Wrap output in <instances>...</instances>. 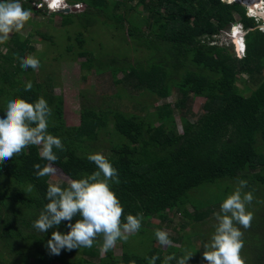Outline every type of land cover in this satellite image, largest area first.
<instances>
[{"label":"trees","instance_id":"16d2710c","mask_svg":"<svg viewBox=\"0 0 264 264\" xmlns=\"http://www.w3.org/2000/svg\"><path fill=\"white\" fill-rule=\"evenodd\" d=\"M135 2V9L143 6L148 14L143 17L147 30L136 23L131 10L119 12ZM21 3L25 9L34 10L33 0ZM73 4H84L86 9L62 15L64 26L77 25L79 29L75 31L77 42L65 52H74L68 59L78 62L86 58L82 69H95L98 75L111 71L115 80L123 73L117 84L125 87L116 96L123 99L130 89L148 98L147 108L143 106L146 113L81 105V124L71 126L67 102L55 94V78H49L51 85L40 83L31 77L36 69L21 68L20 58L35 55L36 48L31 39L16 35L0 44V115L10 98L35 103L44 97L52 109L48 132L59 137L64 146L63 150L53 149L58 157L54 166L70 179H80L97 170L87 159L88 154L105 155L118 170L120 183L112 185V190L124 210L122 222L128 214L142 213L141 228L131 237L146 248L142 251L118 240L123 243L122 255L117 257L110 249L103 257L99 250L103 238L98 236L92 248L82 247L87 263L75 258L78 249L49 255L47 240L53 231L66 233L68 222L47 233L33 228L49 202L46 191L51 176L37 178L34 165L43 167L47 161L39 155L41 146L30 145L0 165V264H129L130 260L149 264L153 256L159 257L155 264H165L169 256L175 259L168 264H177L189 253L193 257L188 264H201L203 248H198L195 240L203 237L208 219H215L214 213L235 189L238 179L247 180L245 191L254 194L253 203L248 205L253 214L251 227H241V252L254 260L253 264H260L264 260V20L251 17L247 6L224 0H83ZM36 13L44 14L41 9ZM236 23L246 32V49L241 54L234 43L228 46L223 42ZM105 28L118 31L131 46L126 55L111 57L109 52L98 51V46L105 48L102 44L92 45ZM87 35L97 37L88 39ZM68 39L74 41L71 33ZM138 47H145L150 54L131 57ZM108 57L111 59L106 63ZM37 58L42 67L41 56ZM24 75L32 78L31 91H25L23 80L14 81ZM175 90L180 95L177 108L185 117L183 110L190 102L205 99V113L184 133L177 131L170 104L155 106ZM153 107L155 111H151ZM5 179L7 187L1 185ZM29 185L31 192L27 191ZM174 217L180 220L177 241L182 246H170L167 251L155 247V229L173 227ZM76 219L79 217L72 223ZM154 219L160 225H155ZM189 226L192 234L185 231ZM3 254L10 259L4 260Z\"/></svg>","mask_w":264,"mask_h":264},{"label":"clouds","instance_id":"9594fccd","mask_svg":"<svg viewBox=\"0 0 264 264\" xmlns=\"http://www.w3.org/2000/svg\"><path fill=\"white\" fill-rule=\"evenodd\" d=\"M51 1L49 8L47 7L48 11L61 13V15L68 14V10L78 13L86 9L84 4L74 5L67 0H60L61 4L54 8L52 6L54 0ZM233 3H244L251 17L257 18L258 21L264 20V12L261 9L258 11L244 1ZM253 11L254 16L251 15ZM31 15V10L25 9L21 0H0V44L10 39L11 33L20 32ZM239 30L242 32L244 52L245 30L242 25ZM235 36L236 34L231 32L232 40ZM20 66L23 69L35 70L40 66V61L29 54L20 58ZM32 88L33 84L28 82L25 91H31ZM51 116L52 109L44 97L38 98L35 103L27 102L19 97L8 99L3 115H0V165L11 160L14 155L21 153L30 145L41 146L39 155L47 163L43 167L39 163L35 164V174L37 178L56 176L58 169L54 165L58 157L53 149L63 150L64 146L59 137L48 132ZM87 159L94 163L97 169L90 175L67 180V187H61L60 183L51 181L48 183L46 199L49 202L33 222V228L41 233H47L50 229H58L62 222H68L66 233L59 230L53 231L51 238L47 240L45 248L49 255L59 256L63 250L92 248L98 236L103 238L99 249L103 255L113 249L118 240L127 241L129 235L138 232L141 228L142 213L128 214L124 217L126 222H122L124 210L112 190V185L120 183L118 170L101 152L90 153ZM247 188L248 181L238 179L235 189L223 200L219 211L214 213L216 220L214 233L203 244L202 259L207 264H246L241 256V250L244 247V233L241 227L245 230L251 227L253 214L248 210V205H251L254 200L253 192L245 191ZM27 191H32L31 185L28 186ZM77 216L79 219L72 223ZM154 234L161 246L165 248L172 246V240L169 239L167 231L156 229ZM192 257L190 253L182 256L177 264H188ZM158 258L151 257L149 264H155ZM172 259L175 257H167L165 264ZM129 264H135V261L130 260Z\"/></svg>","mask_w":264,"mask_h":264},{"label":"rangeland","instance_id":"374dc122","mask_svg":"<svg viewBox=\"0 0 264 264\" xmlns=\"http://www.w3.org/2000/svg\"><path fill=\"white\" fill-rule=\"evenodd\" d=\"M69 2L77 3L82 2L83 0H67ZM86 1V0H84ZM123 1V0H120ZM233 1H244L245 3H250V0H233ZM233 1L231 2L233 4ZM50 3H52L51 0H33V7L34 10H31V17L30 19L25 23V27L20 32H13L10 34V39H13L16 35H20L25 37L26 39H31V43L36 48L35 57L41 56L42 58V67L41 65L36 69L35 77L39 79L40 83H45L48 85H51L52 81L49 79L51 77L55 78V82L52 84L53 87L56 89L55 94L59 97H64L67 102L66 112L68 114V122L71 126L80 125L81 124V105H87L89 107L93 106H105V108H119L120 111L123 112H136L139 114H145L146 111L144 107L147 108V101H149L146 97H139L138 93L132 92L130 89H128L127 94H124V98L120 99L116 96L117 93L120 92V90L125 87L124 84H117V80H121L124 77L123 73H120L117 80H115L114 76L112 77V72L107 71L105 75H98L96 70H90V69H82L83 62H86V58H80L78 59V62H74L71 59H68L70 57H73L74 52H66L69 45L77 42L75 40L76 34L75 31L79 30L77 25L74 26H64V17H62L61 13H54L53 11H48V8L50 6ZM230 3V4H231ZM244 4V3H243ZM261 4V2H260ZM75 5V4H74ZM137 6V3H131L129 8H123L119 10L120 13H125L127 10H131L133 13V18L135 19L136 23L141 25L142 29L147 30L148 27L145 23V19L143 17L147 16V12L144 11V7H138V9H135L134 7ZM32 7V8H33ZM48 7V8H47ZM86 8V6H85ZM137 8V7H136ZM43 10L44 14H37L36 11ZM85 10V9H84ZM83 10V11H84ZM255 10V9H254ZM257 10V9H256ZM262 12H264V9H261ZM254 15V12L251 14ZM72 19H76V17H71ZM241 26V24H239ZM235 27V25H234ZM233 27V29H234ZM228 34V38L224 37L223 42H226L228 46H231L233 44V40L231 38V32ZM72 34L74 41H69L68 34ZM244 36H246V32L244 31ZM52 38L54 39V42H50L49 40H46L45 38ZM88 39H92L91 37H97L95 36H89L87 35ZM102 44V46H105L104 49H100V46H98V51L102 53L109 52L111 53V57L114 55L118 56L120 55L123 57L126 55V51L129 48H131L128 43H126L119 35V32L113 29H107L105 28L102 31V36L99 38H96V41L93 42V46H97L98 44ZM139 50L137 52H132L131 57H139L142 58L145 55H149L150 53L148 49L145 47H138ZM4 52L8 54L9 50L4 49ZM98 52L95 51V56H98ZM70 56V57H68ZM111 57H108L105 59L106 63L110 62ZM65 58L66 60L62 62H56V60ZM94 58V57H93ZM46 68V69H45ZM247 76H245V79ZM24 84H27L28 82H31L25 75L24 76H17L14 78V81L18 82L21 81ZM258 80V79H254ZM251 81L252 86H255L257 83ZM241 85L244 83H247L246 81L240 82ZM116 97V99H115ZM104 98V99H103ZM180 99V95L178 94L177 90H175L171 97L168 99L160 100L158 101L155 106H160L162 104H170L171 109L175 111L174 117L176 121V127L177 131L179 133H184L194 122H196L204 113V103L205 99L203 98H196L192 99V103L190 102L187 105V108L183 110L185 112L186 117L183 115L184 113L181 112L177 108V102ZM144 106V107H143ZM151 111H155L154 107L151 108ZM158 125V124H157ZM34 148H38L40 146L33 145ZM57 168V167H56ZM58 169V168H57ZM70 178L64 175V173L58 169V173L56 176H51V182L52 183H60L67 184V180ZM1 185L7 187L8 181H2ZM180 214H177V218ZM173 216V215H171ZM174 217V224L173 227L176 228V231L173 230V227L168 228L166 225L161 226L162 230H165L169 233V239L172 240V246L174 247H181L182 244H180L179 237L181 234L178 232L180 231V220ZM210 221V224H207L205 228L203 229V237L200 238V240H195L196 245L198 248H203V244L207 242L211 234L214 233L213 230H215L216 220L212 217L208 219ZM152 222L155 225H160V221L158 219L152 220ZM159 229V228H156ZM155 229V230H156ZM243 229V228H242ZM244 230V229H243ZM188 234H192V228L189 226L185 230ZM131 234V235H135ZM129 235V238L127 243L133 244L136 247H138L139 250H144L146 246L144 244L137 245L135 244L134 239ZM198 239V238H197ZM155 247H159L164 249L166 248L161 246L158 241H155L154 244ZM123 243L117 242L116 246L113 248L115 255L117 257L121 256L123 253ZM2 250H0L1 252ZM83 249L80 248L75 254L76 256L82 259L85 263H87L88 259L83 256ZM105 254L102 256L104 257ZM242 258L245 260L246 264H253V261H250L247 259L245 255H242ZM4 260L8 258L10 259L6 254H3ZM201 264H207L206 261L202 260ZM264 264V260L260 263Z\"/></svg>","mask_w":264,"mask_h":264},{"label":"water","instance_id":"95a60500","mask_svg":"<svg viewBox=\"0 0 264 264\" xmlns=\"http://www.w3.org/2000/svg\"><path fill=\"white\" fill-rule=\"evenodd\" d=\"M226 3H231L230 2V0H224ZM59 12H63L62 10H59ZM68 14L69 13H72V11L71 10H68V12H67ZM235 28H239L240 29V26H239V23H236L235 24V27H234V29ZM233 29V31H232V33H235V30ZM242 32L239 30V34H236V36L233 38V43L235 44V46H236V49H237V51L239 52V53H242L243 52V46H244V44H243V41H242V39H241V37H242Z\"/></svg>","mask_w":264,"mask_h":264},{"label":"bare ground","instance_id":"6f19581e","mask_svg":"<svg viewBox=\"0 0 264 264\" xmlns=\"http://www.w3.org/2000/svg\"><path fill=\"white\" fill-rule=\"evenodd\" d=\"M231 1H233V0H231ZM249 1V0H248ZM233 2H235V1H233ZM260 2H261V0H250V5H252L253 6V8H256V9H258V11L260 10V9H264L263 7H264V1H262V4H263V6L260 4ZM61 4V3H60ZM59 4V5H60ZM58 5V6H59ZM55 8V7H54ZM235 34H239V28H236L235 29Z\"/></svg>","mask_w":264,"mask_h":264},{"label":"snow or ice","instance_id":"6c2138e0","mask_svg":"<svg viewBox=\"0 0 264 264\" xmlns=\"http://www.w3.org/2000/svg\"><path fill=\"white\" fill-rule=\"evenodd\" d=\"M59 4H60V0H54L52 6H53V7H56V6H58Z\"/></svg>","mask_w":264,"mask_h":264},{"label":"built area","instance_id":"2783aa9c","mask_svg":"<svg viewBox=\"0 0 264 264\" xmlns=\"http://www.w3.org/2000/svg\"><path fill=\"white\" fill-rule=\"evenodd\" d=\"M262 1H264V0H262ZM253 12H254V11H253ZM254 15H255V13H254ZM254 15H253V16H254Z\"/></svg>","mask_w":264,"mask_h":264}]
</instances>
